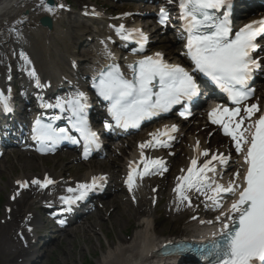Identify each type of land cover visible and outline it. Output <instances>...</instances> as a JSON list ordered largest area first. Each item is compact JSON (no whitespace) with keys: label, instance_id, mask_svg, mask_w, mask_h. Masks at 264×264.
<instances>
[{"label":"bare ground","instance_id":"obj_1","mask_svg":"<svg viewBox=\"0 0 264 264\" xmlns=\"http://www.w3.org/2000/svg\"><path fill=\"white\" fill-rule=\"evenodd\" d=\"M53 1L54 4L49 5L46 3V0H43V2L42 0H0V86L4 87L7 91L8 97L6 96V99L16 100V107L19 110L26 109L24 106L28 99L25 97L20 98L14 93L13 85L16 82H25L23 90L26 93L32 89V94H43L45 90H37L36 84H33L34 80L37 83L38 79H43L44 83L41 85H49L51 89L49 92L51 94L55 92L53 98H59L58 96L65 93L84 94L89 79L104 66L111 62L121 65L127 64L129 60H131L128 58V56L131 55L129 52L123 54L119 49L123 46L121 36L126 33L118 35L116 29L121 25H123L126 30H145L152 26L149 21H147L146 24H143L140 20L134 21L133 16H130V19L127 21L121 18L112 20L105 17L107 11H103V6L106 4L109 6L110 4V7H114V10H116L122 8V3H120L121 5L115 4L114 2L109 3L108 0L106 3H104V1L100 3H91L90 1L81 2L79 6L80 11L76 13V19L78 17H84L87 19L85 21L91 23L86 24L80 19L73 20L72 11L67 10L68 4L66 0ZM61 5H63V7H61ZM48 7H52L54 11H47L46 9ZM42 16H49L53 20V29L48 30L40 24H36ZM61 21H64V25L71 26L73 29V36H71L72 39H70L73 40V46H71L73 49L69 58L64 57L61 64L56 65L50 60L49 55L41 51L33 53L31 51V44L35 42V38L39 39L40 36H43L47 45L50 48L53 46L54 52L60 54L62 50L57 43V35L60 32ZM177 40L176 38L168 37V42L172 43V45H176L178 42ZM78 42L84 44V48L87 52L86 55L84 53L80 54V50L76 46ZM160 42L164 46V42L162 40H160ZM164 47V49L168 50L166 51V56L169 60L182 59L180 50L171 51V48H167L166 45ZM173 54L175 56L172 57ZM24 57H27V60H25ZM79 58L82 59L78 60ZM262 58L264 61V55ZM28 61L31 63H28ZM33 68L35 69L36 77L29 75ZM67 74H70V78L75 82L74 86L72 85V87L68 88L64 87V77H66ZM59 86L64 87V89L60 90ZM11 94H14V97H10ZM53 101L55 100L53 99ZM175 127L176 131L171 134L175 137L173 142L167 141L166 137L160 136L161 129L156 127L152 128L146 137L138 139L133 144V148L130 149L132 153L131 156L124 159L125 162H123V164L116 161L112 162L113 167L120 166L121 168H119L120 171L116 170L118 174L114 176L105 172L100 164H92L88 171L82 175L75 174L70 180L65 179L63 172L60 171L56 173L53 169L46 168V166L41 168L40 173L31 171L23 173L18 177L16 184L12 185L13 198L10 199L8 203L11 209L9 213L6 211L4 217L12 222V225L19 226L18 231L22 229L23 226L28 227L37 222V216L35 212L32 211V207L36 201L49 203L51 205L60 204L62 201L63 204L64 202L61 197H72L79 194L78 192H68V188L75 189L79 184L90 183L93 177H104L105 179L98 182V186H104V189L107 187V191H109L113 188L111 183L116 181V184H119L120 177L123 175L124 187L120 189H123L125 192L127 189L125 181L129 175H133V167H136L137 172L134 175L136 187L132 189L131 193H127L129 202L128 200H124L123 203L126 204V202H128L130 211L134 212L135 218L138 219L136 224L137 228L131 237L119 240L117 244L111 245L104 251L98 264H181L177 263L178 259L175 256L164 258L159 255V249L165 243L174 240L176 237L190 239L191 237L202 236L201 234L207 235L209 232L211 233V225L206 224L209 225V227L202 228L201 221L199 222V220L204 219L202 215L206 217L212 215L215 205L208 199L205 200L206 205H204V202L198 204L199 193L193 190L188 193V196L190 197L191 204H193L190 206L194 207V209L192 211L185 209L183 212L186 201L182 203L177 198V193L173 191L177 184L181 182L178 180V177L186 176L187 169L191 167V160L197 158V141L199 142V148L209 153L208 156L200 155L202 162L210 159L212 155H223L228 157V165L231 160L234 158L236 159V154L231 146V142L220 134L219 128L216 126L208 129L194 126L188 129L185 125H181L180 123L176 124ZM210 133H212V136ZM152 134H157L156 138L163 141L166 146L156 145L142 150L140 145L152 141ZM178 138H182L183 140V150H178V146H176L173 149L177 152L172 148L166 151L165 147H171ZM215 139L220 140L216 142ZM170 151H174L175 154L171 155ZM25 154L29 155L31 153L25 152ZM25 157V159L21 160L24 169H29L35 165V168H37V162H32L29 156ZM2 158L3 156L0 159ZM71 158L77 159V155L74 154ZM157 159L163 161V167L166 168L167 171L152 168L149 161ZM142 160L144 163H141ZM146 164L149 166L150 174L143 175L141 178L140 174L143 173ZM200 165L201 161H199L198 167ZM172 166H174L172 174L173 181L169 183L168 189V205L170 208V215H168V217L177 216L182 212L183 216L178 221L187 220L189 216H193V218L198 221L192 223L191 220H188L187 224L189 227L180 229L177 232L178 235H158L157 228L154 226V215L158 214V203L163 197L164 190L167 186L165 177L166 174L172 170ZM219 166L223 167L219 160H214L212 165H210V167L214 168H218ZM3 168L7 169L6 166H3ZM238 171H240L239 177L244 174V171L240 169ZM155 172H162L164 176L162 175V178L159 177L153 181L151 180V185H148L146 182L147 177ZM213 173L214 172L208 173L211 180ZM46 178L53 181V183L49 184L47 187H41L40 185L32 183L33 180L44 181ZM25 182H27V187L22 186ZM208 194L210 195V192ZM108 195H110V197L114 196L112 192H108ZM121 200V197L117 196L104 204L103 209L107 210L110 218L115 210L123 214L120 207L122 204H119ZM157 218L158 215L156 216V219ZM8 221L7 227L11 228L9 227ZM199 229H201L200 235L197 233ZM21 233H23V231ZM19 237L18 235L17 239ZM30 242H32V240H29V242L21 240L20 243L22 247L17 246L18 244L15 242L13 247H16L18 251H11L10 255H13V259L9 264H24L34 258L35 253L31 249L29 250L31 246ZM15 253H19V255L15 256ZM30 255L32 256L31 258ZM22 256H24V258L20 261Z\"/></svg>","mask_w":264,"mask_h":264},{"label":"snow or ice","instance_id":"obj_2","mask_svg":"<svg viewBox=\"0 0 264 264\" xmlns=\"http://www.w3.org/2000/svg\"><path fill=\"white\" fill-rule=\"evenodd\" d=\"M230 7L231 0H181L182 18L189 34L187 55L194 64V71L210 77L229 93L232 102L237 105L232 109L224 108L222 112L217 106L209 112L208 116L213 124L222 127L225 136L231 138L238 154L245 151V145L248 146L243 157L244 163L248 166L244 185L235 183L236 178L239 177L238 172L233 174V179L227 187L211 180L208 173L216 171L214 167H210L212 162L219 160L221 164H226L228 157L212 155L198 167L199 156H208L209 153L201 150L197 141L198 156L191 160L187 175L178 177L181 182L173 191L177 193V198L182 203L187 201L190 206L188 193L195 190L205 195L206 199L211 200L215 207L219 208L221 194L236 195V190L242 188L229 212L221 213V216L226 215L232 220V226L223 224L224 231L221 239L203 249L202 254L205 258H212L211 264H264V115L245 126V121H251L260 109L258 105L252 104L246 106L243 109L244 114L241 115L239 107L250 98L252 92L248 88V82L252 78L253 71L261 67L259 58H254L252 53L259 47L256 43L257 38L264 35V20L252 21L233 33L228 15L222 18L214 15L216 11ZM46 10L54 11L52 7ZM157 15L158 23L161 24L168 18V13L163 8ZM116 31L118 35L126 33L121 36L124 40H128L132 33L136 32L139 33L141 42L146 41V37L138 29L126 30L121 25ZM24 59L27 60V57ZM28 63L31 62L28 61ZM128 67L131 69V78L125 77L118 66L112 65L107 71H102L98 80L93 83L98 96L110 102L108 111L118 126L139 127L142 120L167 112L172 105L180 103L182 99H191L198 93L193 76L179 65L164 63L159 53H156L155 57L147 56ZM29 75L36 77L34 68ZM86 101V96L78 93L75 99H59L55 105H45V107H55L63 111L70 110L72 126L87 142L85 158L91 150L90 145L99 147L97 133L88 126ZM0 102L7 103L3 92H0ZM104 127L108 128L109 125L105 123ZM250 129L254 131L250 132ZM175 131L176 127L173 125L171 129H167L160 135H168L169 132ZM35 132V138L42 144L51 142L54 146L64 139L79 143L68 135L67 129L57 130L50 124H43L40 120L36 121ZM152 135V141L140 145L142 150L150 146H166L163 141L156 138L157 134ZM141 163L144 161L142 160ZM149 164L152 168L167 171L163 167V161L159 159L151 160ZM136 172V167H133V175L128 177L130 190L136 187L134 181ZM146 174H150L148 164L140 174L141 178ZM103 179L105 178L93 177L90 183L79 184L75 189L68 188V192L79 194L75 197H61V199L66 204L82 200L88 192L95 190L98 182ZM32 183L47 187L53 181L46 178L44 181L33 180ZM22 186L27 187V182ZM209 192L212 194L209 195ZM233 214L238 215L233 216ZM219 219L220 217H217L218 221ZM59 223L62 224L63 221Z\"/></svg>","mask_w":264,"mask_h":264},{"label":"rangeland","instance_id":"obj_3","mask_svg":"<svg viewBox=\"0 0 264 264\" xmlns=\"http://www.w3.org/2000/svg\"><path fill=\"white\" fill-rule=\"evenodd\" d=\"M69 4L71 5V11L73 13L72 17L73 20H83L86 24H91L86 18H80L77 17V12L80 11V3L83 1H90L91 3L96 2H107V0H67ZM109 3L114 2L115 4H120L121 2H115L112 0H108ZM121 5V4H120ZM139 4L135 3H122V8L114 10V7L103 6V11H107V18L115 19L116 16L123 15L122 11L125 14H130L131 16H134L135 21H142V23L146 24L147 21L149 23L151 20L148 16L142 17L141 15L145 12H148V10L142 9V11L138 8ZM109 8V9H108ZM107 9V10H106ZM74 10V11H73ZM137 14V15H132ZM149 19V20H148ZM61 28H60V34L57 36V43L60 46V49L62 50H68L69 52L72 51L71 45L73 44V40L68 41L65 37L67 30L72 31L70 28L71 26L64 25V21L60 22ZM76 25V24H75ZM149 29L154 33L153 35V48H161L163 51H168L164 49L165 45L167 48H171V51L180 50L179 44L172 45V43H169L168 35L164 33H159L158 31L155 32L152 26L149 27ZM73 36V35H72ZM62 38V39H61ZM66 38V39H65ZM162 40L164 43V46L160 42ZM35 43L37 44H46V40L43 38V36H40L39 39L35 38ZM48 49L44 46H42V50L44 52H47L51 57L55 56L54 47L51 46V48L47 45ZM80 48V47H79ZM57 49V47H56ZM81 52L83 50L81 49ZM168 53V52H167ZM67 54V53H66ZM172 56H175L174 54ZM54 62H59L62 60L60 57L57 59H52ZM263 83V82H262ZM191 124H187V128L190 127ZM217 140V139H215ZM182 139H180L179 147L183 150L182 147ZM132 144V143H131ZM131 144L127 145L126 150L128 148H131ZM129 151V150H128ZM120 153V154H119ZM33 154V153H32ZM25 156H29L32 162H37L38 166L37 168L31 167L29 169H24L22 166V159H25ZM124 155L121 151H119L117 154H111L105 161H100L103 170L107 172L109 175H115L118 174L117 171H120V166L113 167L112 162L116 161L120 164H123L124 162ZM178 159V157H177ZM98 162V163H100ZM94 164H97V162H82L78 159H72L70 154L66 155L65 157H59V156H46V157H40L35 154L33 155H25L23 153L20 154H14V155H8L4 156L0 160V264H9L10 261L13 259V255L11 254V251L14 252V250H17L16 247H13L15 242L18 244L17 246L22 247L20 241H26L29 242V240H32L30 242L31 246L29 247V250L31 249L33 252L36 253V251L39 253L38 256L40 258L37 262L28 261L24 264H98L102 253L106 251L111 245L117 244L119 240H124L126 238H129L133 235L135 232V229L137 228V218L134 216V212L130 211V206L128 204V196L122 189V177H120L119 184H116L115 182H112L113 188L110 189L108 192H112L114 196L110 197L108 194H103L104 197L101 199L102 206L98 209V211L89 219V221L85 225H81L77 227V229L69 231L70 233H67L66 235H62L58 229H54L53 222L51 221V218H49L46 214L47 211H45V205L46 203L38 202L34 204L32 207V211L35 212L37 216V222H35L32 225L23 226L22 229H19V226L12 225V222L8 221L6 217H4V214L10 212V207L8 206L9 200L12 196V185L16 184V181L20 175L27 171H31L34 173H40L41 168L46 166V168L53 169L56 173L57 172H63L65 179L70 180L73 175L78 174L82 175L86 171L89 170L90 166ZM236 163H233V165ZM232 165V166H233ZM3 166H6V168H3ZM173 167L170 173L165 177V183L167 184L163 197L158 203V214L154 215V226L157 228V234H167V235H176L177 232L180 229H185L189 227L187 224L188 220H191L192 223L196 222L198 220L192 219V217L189 216L187 220H181L182 218V212L181 214L177 216H169V205H168V195H169V183L173 181ZM55 168V169H54ZM73 168V169H72ZM121 169V168H120ZM117 170V171H116ZM150 178V177H149ZM147 179V184L151 185L150 179ZM107 190V187L105 188ZM53 192V191H52ZM156 192V191H155ZM117 196L121 197V201L119 204H122L120 207L123 211V214L121 212H118L115 210L111 214V218L109 217V214L107 213V210L103 209V206L106 202H109L116 198ZM202 198V197H201ZM199 199V198H198ZM128 200V202L123 203V201ZM201 201L199 199L198 204H200ZM185 209H188L192 211L194 207L189 206L188 202L186 203L185 207L183 208V212ZM158 215V218L156 219V216ZM203 217V216H202ZM177 220V221H176ZM7 221L9 224V227H7ZM9 230H7L6 229ZM192 229V228H190ZM196 230V229H194ZM23 231V233H21ZM198 232V231H197ZM20 236L18 239V235ZM178 235V234H177ZM49 240V241H48ZM53 241V242H52ZM46 242V243H45ZM52 242V243H51ZM26 250V249H25ZM18 251V250H17ZM19 253H15V256H18ZM32 256L30 255V258ZM24 258V256L21 257L20 261ZM14 264V263H11Z\"/></svg>","mask_w":264,"mask_h":264},{"label":"water","instance_id":"obj_4","mask_svg":"<svg viewBox=\"0 0 264 264\" xmlns=\"http://www.w3.org/2000/svg\"><path fill=\"white\" fill-rule=\"evenodd\" d=\"M41 23L49 28L52 27V22L48 17H44L41 19Z\"/></svg>","mask_w":264,"mask_h":264}]
</instances>
